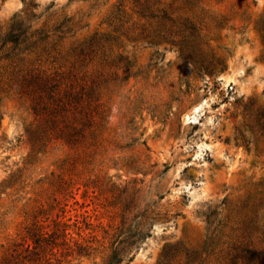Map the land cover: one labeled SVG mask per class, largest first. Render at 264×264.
<instances>
[{
	"label": "rangeland",
	"instance_id": "374dc122",
	"mask_svg": "<svg viewBox=\"0 0 264 264\" xmlns=\"http://www.w3.org/2000/svg\"><path fill=\"white\" fill-rule=\"evenodd\" d=\"M18 14L42 33L0 60V259L38 211L85 252L60 264H104L123 214L148 235L120 264L264 249V0H0L1 32ZM29 73L94 87L95 141L32 149Z\"/></svg>",
	"mask_w": 264,
	"mask_h": 264
},
{
	"label": "trees",
	"instance_id": "16d2710c",
	"mask_svg": "<svg viewBox=\"0 0 264 264\" xmlns=\"http://www.w3.org/2000/svg\"><path fill=\"white\" fill-rule=\"evenodd\" d=\"M26 22V18L18 14L10 19L5 31L0 30V60L21 61L20 54L29 50L37 39H41L42 32L38 29L31 30V25ZM35 35H38L37 39H33ZM61 79L44 73L21 76L19 86L32 94L37 130L40 129L41 132L34 136L32 149L44 146L52 138L78 146L85 141L91 144L98 136L94 127L95 119L90 113L94 87L80 85L75 90L70 83L61 89ZM36 213L20 240L6 247L0 264H60L68 261L67 257L72 256L75 251L78 254L85 253L77 242H74L76 249L69 245L67 223L59 220L58 216L47 222L50 216L37 218L39 211L37 216ZM125 220L127 217L123 214L121 231L124 237L111 250L104 264L131 261L134 258L131 251L137 250L141 240L148 235L141 222L131 225ZM241 258L242 264H264V249L245 248Z\"/></svg>",
	"mask_w": 264,
	"mask_h": 264
}]
</instances>
